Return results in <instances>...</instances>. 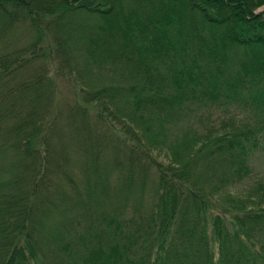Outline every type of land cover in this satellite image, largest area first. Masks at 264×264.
<instances>
[{
	"label": "trees",
	"instance_id": "obj_1",
	"mask_svg": "<svg viewBox=\"0 0 264 264\" xmlns=\"http://www.w3.org/2000/svg\"><path fill=\"white\" fill-rule=\"evenodd\" d=\"M262 4L0 0V264H264Z\"/></svg>",
	"mask_w": 264,
	"mask_h": 264
},
{
	"label": "rangeland",
	"instance_id": "obj_2",
	"mask_svg": "<svg viewBox=\"0 0 264 264\" xmlns=\"http://www.w3.org/2000/svg\"><path fill=\"white\" fill-rule=\"evenodd\" d=\"M264 11V4L258 6L255 9V12L261 13ZM28 37H24L22 41H25ZM77 72L74 71L73 75H76ZM78 75V74H77ZM110 73H107V75L104 76V81H110L111 79ZM58 84L61 86V91H62V96L64 99H69L72 100L74 99V82L71 81L68 77L66 78L65 76H58ZM74 86V87H73ZM256 111L252 109L249 105H246L245 103H242L239 105L236 109H225L223 110L222 108L216 109L213 108L211 112H206V111H200L198 115V122L200 124L201 121V126H198L200 128V131H206V130H211V134L217 133L216 131L219 130L221 126H223V120H226V125L231 123V120L233 119L236 124H241L242 119L245 117L250 116L251 118L258 119L260 120V116H256L255 113ZM228 126V125H227ZM223 127L222 129H224ZM176 135H181V131L175 132L174 137ZM171 154V153H170ZM165 159H168L167 156H164ZM253 164L255 166V173H257L258 177H260L261 180L264 181V145H262L257 152H255V155L253 157ZM258 179V178H257ZM116 182L115 177H112L111 184ZM248 185L244 188V192H247V188L252 183V180L247 182ZM246 184V183H245ZM242 190V188H241ZM70 192H75V189H70ZM131 204V203H130ZM125 211V209H124ZM77 213V210L75 211Z\"/></svg>",
	"mask_w": 264,
	"mask_h": 264
}]
</instances>
